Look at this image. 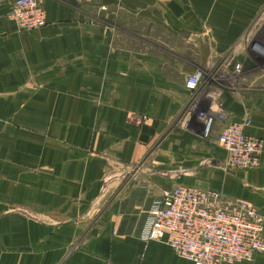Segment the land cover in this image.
Returning <instances> with one entry per match:
<instances>
[{"label":"crops","instance_id":"1","mask_svg":"<svg viewBox=\"0 0 264 264\" xmlns=\"http://www.w3.org/2000/svg\"><path fill=\"white\" fill-rule=\"evenodd\" d=\"M41 1L47 24L27 32L9 18L15 0H0V204L15 209L0 232L20 242L0 264H194L140 236L153 199L178 184L264 214V150L259 167L242 170L219 143L248 115L246 132L264 141V57L251 47L264 38L247 41L264 0ZM147 4L166 23L96 19L102 5L116 20ZM201 112L214 119L208 135ZM18 123L28 126L6 131ZM23 210L52 222L25 227ZM224 264H264V253Z\"/></svg>","mask_w":264,"mask_h":264},{"label":"built area","instance_id":"2","mask_svg":"<svg viewBox=\"0 0 264 264\" xmlns=\"http://www.w3.org/2000/svg\"><path fill=\"white\" fill-rule=\"evenodd\" d=\"M9 18L23 31L47 24L41 0H15ZM252 51L264 57V45L253 44ZM239 67L237 64L236 68ZM202 79V72H194L188 76L185 87L196 90ZM199 118L208 135L213 117L201 112ZM193 119L191 110L185 128H190ZM251 124L248 115L221 130L219 143L232 167L250 170L260 166L264 141L246 132ZM140 236L145 241L166 240L178 257L194 264L242 262L264 253V214L253 203L224 191L178 184L164 188L153 199Z\"/></svg>","mask_w":264,"mask_h":264},{"label":"rangeland","instance_id":"3","mask_svg":"<svg viewBox=\"0 0 264 264\" xmlns=\"http://www.w3.org/2000/svg\"><path fill=\"white\" fill-rule=\"evenodd\" d=\"M220 1L221 0H219L218 2ZM107 9H108L107 5H102L101 14L98 16L96 15L97 16L96 19L101 21V23H166L167 21L165 13L162 11L163 9H161L156 4H150V5L147 4L144 7L133 8L128 12H121V13L119 12L118 18H116V20L115 18H112L114 15L110 14V12ZM92 14L93 12L87 10L85 18L87 20L93 19ZM205 22H207L206 19H204L202 23H205ZM249 23H256L255 25H257L258 27L256 29H253V30H256V34L255 35L253 34L247 38V41H251L248 47L252 45V41H254L255 38H259V37L264 38V5L262 6L261 11L255 13L254 18ZM121 30H124V29H121ZM30 31L31 30L27 32H30ZM141 43H142L141 37L140 36L139 38L135 37V47L137 46V48L140 49ZM258 65H260L261 67H264V61H258ZM19 110L20 109H18V111ZM24 125L28 126V124H21V123L11 124V125L7 124L6 131L8 132V129L10 127L14 126L18 128V127H24ZM0 205H2L3 207L0 210V228L1 227H6V228L13 227V225H8V224L4 225L3 220L8 219L9 217H12L11 215L15 213L14 204L11 203L9 200L4 199L1 201ZM25 211L26 210H23L24 214L28 218L27 219L28 224L25 227L29 226L30 221L40 222L43 225H45V223L47 222H52L51 220L47 221L46 219L40 217V215L37 212H34V211L25 212ZM1 233L2 232H0V262H3L4 260H8V259L13 260V253L15 251L20 250L19 239H17L14 235L7 236V235H2ZM6 264H9V262L6 261ZM11 264H12V261H11Z\"/></svg>","mask_w":264,"mask_h":264}]
</instances>
